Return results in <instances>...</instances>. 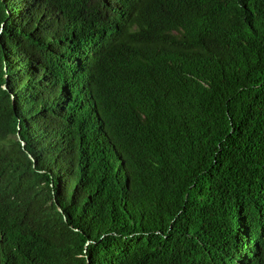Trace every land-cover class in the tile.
Here are the masks:
<instances>
[{"label": "trees", "instance_id": "1", "mask_svg": "<svg viewBox=\"0 0 264 264\" xmlns=\"http://www.w3.org/2000/svg\"><path fill=\"white\" fill-rule=\"evenodd\" d=\"M0 264H264V0H0Z\"/></svg>", "mask_w": 264, "mask_h": 264}]
</instances>
